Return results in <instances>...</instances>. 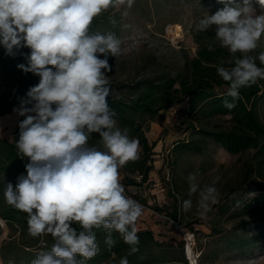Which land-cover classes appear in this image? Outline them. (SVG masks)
<instances>
[{
	"label": "clouds",
	"instance_id": "1",
	"mask_svg": "<svg viewBox=\"0 0 264 264\" xmlns=\"http://www.w3.org/2000/svg\"><path fill=\"white\" fill-rule=\"evenodd\" d=\"M135 0H0V45L6 54L27 47L26 63L17 65L25 74L40 77L26 98L20 99L18 155L29 158L27 175L17 177L15 186L6 183L7 203L28 214V231L33 237L51 234L55 243L40 251L32 264H86L98 254L94 228L107 231L105 244L111 249L112 231L121 234L136 253L139 245L136 221L143 206L125 195L118 169L139 158V141L129 137L114 119L107 98L110 95L109 56L122 51L115 33H90L95 17L110 7L130 9ZM224 7L205 14L197 31L215 26L220 46L233 54L216 72L229 83L224 100L235 107L240 89L264 79V68L247 53L257 48L264 34V0H220ZM127 11L122 15L126 16ZM115 24V20L111 21ZM241 56H235L236 53ZM100 54V55H98ZM103 58H100V56ZM264 63V52L259 54ZM98 134L102 148L90 146L89 138ZM214 177L203 186L197 174L187 177L189 196L197 195L201 215L206 217L219 203L220 193ZM254 195V194H249ZM193 206L182 202V210ZM75 225L79 226V230ZM82 257L78 259L77 256ZM114 255V254H113ZM119 264H129L122 257Z\"/></svg>",
	"mask_w": 264,
	"mask_h": 264
},
{
	"label": "rangeland",
	"instance_id": "2",
	"mask_svg": "<svg viewBox=\"0 0 264 264\" xmlns=\"http://www.w3.org/2000/svg\"><path fill=\"white\" fill-rule=\"evenodd\" d=\"M253 4L259 13L260 6L255 0ZM223 7L220 0H135L130 9L126 5L120 6L119 11L110 7L95 17L92 21L97 22L94 33L113 32L121 41V53L109 56L112 71L108 73L110 95L107 99L126 103L134 100L147 82L159 83L175 77L182 71L184 61L194 58L201 47L217 48L228 60L232 59L233 54L220 46L215 26L207 31L196 30V24L205 14H214ZM123 11L128 14L122 15ZM113 19L115 24L111 22ZM172 29L178 30L180 36L174 38ZM261 52H264V34L257 48L247 55L255 57L257 62ZM26 55L22 52L15 55L13 68L19 76L25 73L17 65L26 63ZM258 80L264 86V79ZM1 85L0 90L5 92L8 85ZM257 110L264 122V105L258 104ZM22 118L14 111L0 119V137L12 140L13 131ZM138 120L149 145L155 144L154 148L148 154L139 144V158L128 161L118 171L126 196L144 206L136 221L137 230L151 231L160 244L144 251L143 261L146 264H192L194 259V264H264V211L231 219L221 210V204L227 200L252 199L255 194L251 190L258 184L264 185L253 172L247 173L253 151L230 154L206 135V132L229 129L231 116L207 118L199 113L191 114L188 101L184 100L166 111H159L153 119L142 115ZM128 134L130 138L139 137L130 131ZM90 138L96 147L102 148L98 134ZM188 142V147L177 149V144ZM141 170L147 171L148 176L146 181L141 179L138 183L133 177ZM191 173L197 174L201 186L220 177L215 185L220 193L219 203L206 217L198 210V196L188 194L187 177ZM6 180L11 182L10 178ZM186 199L193 201L188 212L182 210V202ZM0 231V249L6 241L13 242L12 259L23 258L21 250L25 246H33L29 249L31 252H40L50 250L55 243L51 234L33 237L28 227L9 226L2 220ZM187 245H191L192 258L185 256ZM3 263L0 255V264ZM102 264L119 262L110 260Z\"/></svg>",
	"mask_w": 264,
	"mask_h": 264
},
{
	"label": "trees",
	"instance_id": "3",
	"mask_svg": "<svg viewBox=\"0 0 264 264\" xmlns=\"http://www.w3.org/2000/svg\"><path fill=\"white\" fill-rule=\"evenodd\" d=\"M96 23L90 25V33L94 34L97 27ZM20 52L26 55V53H30V49L27 47L19 50L14 49V54L8 55L3 45H0V74H3V76H0V79H2L0 83L7 86L8 82H11L5 92L0 90V117L12 114L13 109L20 106V99L26 98L27 91L36 86L40 80L39 76L32 73L19 76L13 68L15 55ZM221 61H223L225 67L234 66L227 63L228 58L221 50L201 47L194 58L184 61L182 71L175 77L164 79L159 83L149 81L134 100L126 103L120 99H107L108 105L115 114L114 119L120 127L127 128L134 136L139 135L136 139L139 141L143 152L148 154L151 153L155 144L149 145L142 132L141 122L138 120L142 115H147L149 119H153L159 111H166L174 104L182 103L184 100L188 101V112L191 114L199 113L202 117L207 118L229 115L232 120L229 129L206 132V135L211 136L216 144L230 154L253 151L247 173L253 172L255 176L257 175L264 182V122L257 110L258 104L262 103L264 105V86L257 78L251 86L240 89V95L235 100L234 108H226L224 100L227 99L232 102V98L226 95L229 83L223 81L216 72V67L221 65ZM255 63L258 67L264 68V63H261L260 60ZM176 85H178V88H175ZM216 89L222 91L219 92ZM24 118L17 123L12 134V140L0 137V220L13 227H28V214L7 203L4 197L6 183H8L7 178H10L11 183L15 186L17 177L27 175L25 165L29 162V158H21L16 148L20 132L19 123ZM88 144L95 146L91 138H89ZM187 144L189 142L177 144V149L188 147ZM138 175L142 176V181L147 180V171L141 170ZM251 192L255 194L252 199L227 200V202L221 204V210L229 214L231 219L248 217L263 212L264 185L258 184ZM75 226L79 230V226ZM93 231L99 244V251L97 255L88 259L86 264H102L110 260L119 262L122 257H127L129 264H146L143 261L144 251H150L152 246H160L154 240L151 231H138L139 250L134 254H129L130 246L123 241L120 233L112 231L115 244L109 249L105 244L107 231L103 227L94 228ZM11 245H13L11 240L6 241L0 249L3 264H32V260L38 253V251L31 252L29 250L33 246L22 248L23 258L12 259L10 258V255H12L11 248H13ZM46 250L49 249L44 251ZM77 258L82 259L79 255Z\"/></svg>",
	"mask_w": 264,
	"mask_h": 264
},
{
	"label": "bare ground",
	"instance_id": "4",
	"mask_svg": "<svg viewBox=\"0 0 264 264\" xmlns=\"http://www.w3.org/2000/svg\"><path fill=\"white\" fill-rule=\"evenodd\" d=\"M171 34H172V36H174V38H177V37H179L180 36V34H179V31L178 30H176V29H172L171 30ZM187 237H188V235H186ZM185 256L187 257H190V258H192L191 257V254H192V249H191V245H187L186 246V248H185ZM194 260V259H193ZM192 260V264H194V261Z\"/></svg>",
	"mask_w": 264,
	"mask_h": 264
},
{
	"label": "built area",
	"instance_id": "5",
	"mask_svg": "<svg viewBox=\"0 0 264 264\" xmlns=\"http://www.w3.org/2000/svg\"><path fill=\"white\" fill-rule=\"evenodd\" d=\"M134 179L138 182V183H140L141 182V179H142V176L141 175H138L137 174V176H134ZM126 195V194H125ZM138 202V201H137ZM139 204H141L140 202H138ZM142 205V204H141ZM143 206V205H142ZM143 208H144V206H143Z\"/></svg>",
	"mask_w": 264,
	"mask_h": 264
},
{
	"label": "crops",
	"instance_id": "6",
	"mask_svg": "<svg viewBox=\"0 0 264 264\" xmlns=\"http://www.w3.org/2000/svg\"><path fill=\"white\" fill-rule=\"evenodd\" d=\"M11 115V114H10ZM7 116H9V115H6V116H4V117H0V119H5V118H7Z\"/></svg>",
	"mask_w": 264,
	"mask_h": 264
}]
</instances>
